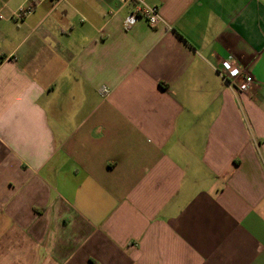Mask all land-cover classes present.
I'll return each instance as SVG.
<instances>
[{
	"label": "crops",
	"instance_id": "obj_1",
	"mask_svg": "<svg viewBox=\"0 0 264 264\" xmlns=\"http://www.w3.org/2000/svg\"><path fill=\"white\" fill-rule=\"evenodd\" d=\"M147 3L0 0V264H264V0Z\"/></svg>",
	"mask_w": 264,
	"mask_h": 264
},
{
	"label": "built area",
	"instance_id": "obj_2",
	"mask_svg": "<svg viewBox=\"0 0 264 264\" xmlns=\"http://www.w3.org/2000/svg\"><path fill=\"white\" fill-rule=\"evenodd\" d=\"M122 5H131L132 12L125 18L124 26L128 27L137 20L143 19L150 28H155L163 24V20L158 12V8L147 3V0H119ZM29 12L21 9L19 13ZM220 78L226 82L227 86L236 90L238 93L246 92L253 84L254 80L244 68L239 66L232 58L221 61L218 70ZM101 98L108 96V90L105 87L98 89Z\"/></svg>",
	"mask_w": 264,
	"mask_h": 264
}]
</instances>
